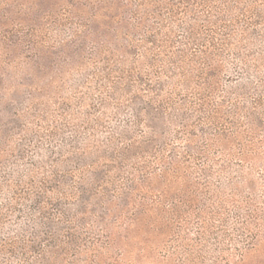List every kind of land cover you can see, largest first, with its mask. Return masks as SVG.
Returning a JSON list of instances; mask_svg holds the SVG:
<instances>
[{"label":"trees","instance_id":"1","mask_svg":"<svg viewBox=\"0 0 264 264\" xmlns=\"http://www.w3.org/2000/svg\"><path fill=\"white\" fill-rule=\"evenodd\" d=\"M56 3L60 17L26 15L25 43L37 51L43 41L37 17L60 28L53 65L77 74L84 110L51 92L50 148L27 162L21 153L26 166L8 170L7 128H25L13 116L0 126V223L23 217L0 233V254L17 264H264V197L246 193L264 163V0ZM34 57L30 78L51 86L52 63ZM29 87L48 97L33 79ZM31 91L28 111L45 124Z\"/></svg>","mask_w":264,"mask_h":264},{"label":"rangeland","instance_id":"2","mask_svg":"<svg viewBox=\"0 0 264 264\" xmlns=\"http://www.w3.org/2000/svg\"><path fill=\"white\" fill-rule=\"evenodd\" d=\"M56 2L57 0H0V100L2 99L0 101V126L8 122V119H10H7L8 116H13L11 121L25 128V132L23 133L25 136L23 134H21L20 136L19 132H15V130L12 129L15 126H9L7 128L9 129V135L11 138L9 144L15 148L12 158L5 157L3 158L4 160H2L4 161L3 163L5 169L7 170L15 163L17 164V162L20 167L25 165L24 162L17 160L18 157L16 158V156H19L21 153H24L26 161L32 156H35V152L38 150V148H50L47 142V137L50 136V132L48 131L55 130L59 126L58 123H52V113H57L58 106L53 104L56 101H54V99H52V96H50L51 92L52 94L55 93L56 97L59 96L58 101L60 102H64L63 99H60V97L65 98L66 102H68L67 104L70 106V109H73L77 112L84 110V108L83 110H78V106L76 104V100L78 97H75L77 95L75 84L79 79L77 74L70 70V68L68 67L65 68V71H68V73L65 74L58 73V71L56 70L57 65H61L62 63V59L60 58V56H58L59 44L62 43V40L66 38L63 32L58 33V30L60 28H58L51 22H42L40 19H37L38 17L36 19L33 18L34 22L38 26H40V28L41 26L42 28L45 27V29L39 28V31L37 33L43 41L40 42V47L37 51L35 49H32L30 46H27V43H25V40H27L28 38V33L25 27L29 24L26 23V15L35 16L36 14H38L39 10H43L45 12L51 11V13L58 14V17H60V12L62 11V9L59 8V4ZM262 10H264V8H262ZM5 14L10 15L8 17L9 19H6ZM18 24H21V26L23 27L19 29ZM65 29L67 28H61V31ZM15 40L17 41V45L12 44L13 42H16ZM253 51L256 53L263 52L262 48L259 46V44H257V41ZM39 52H44V59L47 61V63H52V69L47 71L45 70L44 75L46 79L50 77L55 78L51 86H49L50 84L46 81H36V78H30L32 75L30 65L35 63L36 58L34 56ZM232 62L233 61L231 59L228 61L225 69L226 73L232 70ZM226 73H223L221 76V90H227L229 86L226 75H224ZM32 79L33 84L36 83L39 87H44L45 90H48L46 94V96L48 97H43L40 95L36 96L37 90H35V87L34 90L29 87L30 84H32ZM30 91L31 94L35 97L33 103L41 106L38 107L37 113H40L41 115H43L44 113L47 118V123L45 122V124H37L32 120L30 111H28V107L31 106H28L25 103L28 99L27 97ZM14 93L20 94L18 100L13 99L12 96ZM42 94H44V92ZM23 112L25 113L23 114ZM124 115L125 111L122 114V119L124 118ZM23 116L25 117L22 118ZM106 122V125L108 127H112V124H110L109 120ZM35 125H37V127L39 128L41 127L42 129L39 130V128H36ZM62 129L63 130L57 132L56 134L67 136V134H69V129L67 127H62ZM100 140H104V137ZM262 156L264 158V154ZM254 165L255 167L250 172L251 175L249 179L254 182L256 186L253 191H249L246 193H251L254 200H256L257 202H261L264 197V178L259 175L261 171H259L258 169H261L264 173V163H256ZM66 180L68 181V179ZM245 187L246 186L241 187L242 192L246 191ZM2 202L3 200L0 199V204ZM24 204L26 207L29 205V203L26 202H22L21 205L24 206ZM22 218V216L17 215L8 216L4 222L1 221L0 223V229L2 230H0V233L3 234L8 232V230H10V226L14 227ZM188 235L190 239L195 238L194 231L192 230L189 231ZM155 255L159 257L158 254ZM0 264H17V261L16 259L9 257L8 254H0Z\"/></svg>","mask_w":264,"mask_h":264}]
</instances>
